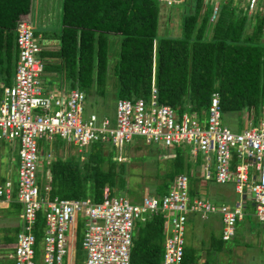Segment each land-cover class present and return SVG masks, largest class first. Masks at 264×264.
Segmentation results:
<instances>
[{
	"label": "built area",
	"instance_id": "obj_1",
	"mask_svg": "<svg viewBox=\"0 0 264 264\" xmlns=\"http://www.w3.org/2000/svg\"><path fill=\"white\" fill-rule=\"evenodd\" d=\"M156 1L172 6L186 0ZM208 1L212 3V22L220 0L202 3ZM233 1L242 5L247 17H264V0ZM14 30L17 56L12 81L8 85L0 81V139L17 142V180L12 184L0 178V202H9L14 192L20 211L12 252H3L0 257L10 258L12 264H36L33 247L40 211L41 264H73L71 246L78 222L84 264H129L135 223L161 214L164 238L160 264H181L187 214L203 219L218 214L221 238L229 240L235 223L245 215L246 195H250L264 251V106L256 120L250 110L240 129L232 131L221 122L217 91L211 92L206 109L198 116L188 111L178 113L158 103L151 82L147 99L117 98L111 122L95 113H85V93L76 86L67 91L44 90L43 60L38 55L43 46L34 35L32 18L18 20ZM261 31L264 35V23ZM133 136L141 137L145 145L167 151V158L173 156V149L180 148L191 162L190 171L177 174L161 197L144 194L139 203H131L123 195L109 198L106 188L98 202L88 197H49L53 155L49 147L46 152L40 149L41 141L49 146L53 138H59L67 146H76L77 152L93 142L109 144L118 160L126 156ZM39 156L46 165L43 175L39 174L43 176L41 186L36 182ZM191 175L200 181L231 183L239 198L231 205L215 206L207 199L190 197Z\"/></svg>",
	"mask_w": 264,
	"mask_h": 264
},
{
	"label": "trees",
	"instance_id": "obj_2",
	"mask_svg": "<svg viewBox=\"0 0 264 264\" xmlns=\"http://www.w3.org/2000/svg\"><path fill=\"white\" fill-rule=\"evenodd\" d=\"M157 4L156 0H60L58 29L43 37L54 40L55 46L38 52L44 71H55L59 80L85 95L94 86L103 87L110 73L115 99H147L153 82L158 103L198 116L206 109L211 92L217 91L221 115L234 111L248 115L252 110L255 118L264 106V17L256 14L251 19L239 3L220 0L211 22V2L186 0L179 34L173 36L158 33ZM30 5L31 0H0V81L7 85L17 56L14 27L18 20L29 18ZM50 142V198L88 197L98 202L104 188L109 195L111 189L125 186L122 168L115 170L121 160L109 144L93 142L71 153L62 139ZM146 146L142 148L147 155H153L155 150ZM172 154L161 168L156 165L155 177L161 181L155 192L146 195L161 197L177 174L190 171L191 162L180 148ZM144 158V154L137 157L139 161ZM192 179L196 180L189 176L190 197L198 194ZM41 217L39 211L36 239ZM163 224L161 214L135 223L129 264H159ZM223 243L215 240L213 250L220 251ZM194 256L184 244L181 264H193Z\"/></svg>",
	"mask_w": 264,
	"mask_h": 264
},
{
	"label": "rangeland",
	"instance_id": "obj_3",
	"mask_svg": "<svg viewBox=\"0 0 264 264\" xmlns=\"http://www.w3.org/2000/svg\"><path fill=\"white\" fill-rule=\"evenodd\" d=\"M47 1L49 5L46 3L44 9L46 14L43 17L45 21H49L47 27L49 31L45 29V23L42 27L37 23L36 28H34L35 36H37V39L42 46H45V42H47L46 39H48L47 37L43 38L46 35L45 33L57 31V15L60 17V10H56L57 0ZM157 6L159 12L158 33H167L173 36L178 35L181 12L186 7L185 4L180 3L172 6L157 4ZM240 6L242 7V5ZM40 17L39 14V18ZM210 28L211 23H209L207 29L209 30ZM116 38H114V42L118 40V38ZM114 104V82L109 73L103 87L97 88L94 86L88 93H86L84 105L85 113H95L99 118L106 117L112 122L115 111ZM203 116L205 118V114ZM246 116L247 115L244 113L239 114L235 111L227 112L224 113V115H221V122L230 130L238 131L241 127L240 124L244 122ZM257 116L258 114L256 113L254 120L257 119ZM202 119L203 118H201V120ZM39 145L43 152L48 150V145H46L45 141H41ZM135 146L141 148L136 150ZM142 147H147L142 138L139 136H133L131 143L128 145L126 157L120 158L121 161L115 164V170L122 168V176L125 180V186L123 185V188L122 185L118 184V190L111 189L109 198L123 195L131 203H139L145 193L151 194L155 192L156 184L161 181L160 177H155L157 171L156 165L160 164V168L162 167L164 159L167 158V151L162 149H159L158 151L155 149V145H148V147L155 150V152L153 155H147L145 151L146 149H143ZM77 149L76 146L70 144L69 152H76L78 151ZM81 149L82 148H80V150ZM141 154H144L145 158L139 161L137 157ZM37 159V171L39 173L36 177V182L41 186L43 183V176L39 177V174L41 173L43 175V172L46 171V165L42 156H39ZM17 161V142H9L3 138L0 139V178L2 181L10 180L12 184H16ZM192 181L196 190L201 187L206 191V197L215 206H219L222 203L231 205L239 198V196L233 192L231 183L216 184L212 181L205 182L200 180L196 181L194 179H192ZM249 197L250 195H246L245 199V207L247 210H250L251 208ZM15 214L16 213L13 215V220H9L10 218L7 220L0 212V241L5 244V246H3L4 253L12 252L17 224L19 223V219H17V215ZM220 228L221 223L218 214H211L206 219H200L198 215L193 213L187 214V219L184 225V240L185 243L190 246L192 253L195 255V261L193 264H202L205 260H208L207 264H264V251L261 246L260 228L258 222L253 216L245 214L242 220L237 221L234 226L233 237L225 243L226 246L224 248L217 252L213 250L212 245L215 240L219 238ZM75 232L76 235L74 234L73 246H71V250L73 249L74 252L76 251L73 264H84L83 261L85 255L80 242L82 238L81 222H78V227L76 226ZM1 248L2 247L0 246V249ZM33 249L35 263L41 264L42 239L38 234ZM1 252L2 251H0V254ZM213 260H215V263ZM0 264H12V260L10 258H3V260L0 259Z\"/></svg>",
	"mask_w": 264,
	"mask_h": 264
},
{
	"label": "crops",
	"instance_id": "obj_4",
	"mask_svg": "<svg viewBox=\"0 0 264 264\" xmlns=\"http://www.w3.org/2000/svg\"><path fill=\"white\" fill-rule=\"evenodd\" d=\"M46 3L48 4L47 0H31V5H30V9H29V16L32 18V22H33V26L34 28H36L37 23L39 24V26H43V24H46V30H48V23L49 21L44 19V15L46 14L45 12V7H46ZM59 3L60 0H57L56 2V10H60L59 7ZM53 4V3H52ZM43 10V11H42ZM27 14V16H28ZM39 14H40V18H39ZM49 17V16H48ZM40 19V20H39ZM54 32V31H52ZM47 42H45V46H43L42 48H54L55 46V41L54 40H49L46 39ZM56 48V47H55ZM12 81V79H11ZM41 84L44 90H48V89H60L62 91H67L70 89V87H68L67 83L64 81L59 80V77L57 76V73L55 71H44L42 76H41ZM68 87V88H67ZM202 189V188H201ZM203 190V189H202ZM202 193H206L205 190L202 191ZM206 195V194H205ZM16 207H18V211L16 209ZM245 209V213L249 214L250 216L252 215V207L250 208V210ZM20 211V205L17 203V201L15 200V194L13 192L12 194V198L9 202H0V212L3 214V216L5 217V219L8 220V218H10L9 220H13V215L14 213H16L15 215H17V219H18V212ZM0 246L2 247L0 249V251H2L1 253H3V246H5V244L0 241ZM1 260H3V258H0Z\"/></svg>",
	"mask_w": 264,
	"mask_h": 264
},
{
	"label": "clouds",
	"instance_id": "obj_5",
	"mask_svg": "<svg viewBox=\"0 0 264 264\" xmlns=\"http://www.w3.org/2000/svg\"><path fill=\"white\" fill-rule=\"evenodd\" d=\"M184 2H185V1H184ZM85 99H86V95H85ZM115 100H116V99H115ZM50 143H51V142H50ZM69 146H70V145H69ZM69 146H68V147H69ZM50 151H51V150H50ZM51 153H52V152H51ZM125 157H126V156H125ZM196 181H198V180H196ZM197 191H198V194H194L193 196H198V197H200V198H204V199H207V200H208V198L206 197L205 193H204V194L202 193L203 190L201 189V187H199V188L197 189ZM245 199H246V197H245ZM249 199H250V197H249ZM245 202H246V200H245ZM224 204H225V203H224ZM250 204H251V207H252V210H253V206H252V202H251V200H250ZM244 205H245V203H244ZM245 209H246V207H245ZM245 214H246V213H245ZM219 217H220V216H219ZM220 223H221V221H220ZM233 234H234V232H233ZM232 237H233V235H232ZM232 237H231V238H232ZM219 238H220L222 241H224V243H223V244H224V245H223V248L226 246L225 243L231 239V238H230L229 240H223V239L221 238V228H220ZM184 244H186V243H185V240H184ZM261 246H262V242H261ZM74 253H75V252H74ZM160 261H161V259H160ZM159 264H160V262H159Z\"/></svg>",
	"mask_w": 264,
	"mask_h": 264
}]
</instances>
